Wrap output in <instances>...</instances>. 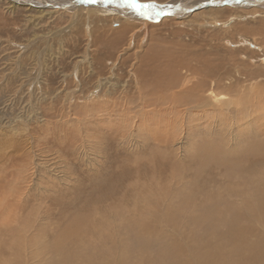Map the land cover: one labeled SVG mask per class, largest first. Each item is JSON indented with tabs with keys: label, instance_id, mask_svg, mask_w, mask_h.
<instances>
[{
	"label": "rangeland",
	"instance_id": "obj_1",
	"mask_svg": "<svg viewBox=\"0 0 264 264\" xmlns=\"http://www.w3.org/2000/svg\"><path fill=\"white\" fill-rule=\"evenodd\" d=\"M195 1L203 5L187 9ZM2 2L0 264H52L60 256L52 247L61 244L107 260L124 244L130 249L137 244L140 224L162 237L150 244L146 258H151L173 236L171 221L188 224L189 214L213 194L233 202L230 195L246 182L220 165L201 169L192 151L207 139L235 143L254 137L264 143V51L253 55L243 33L224 21L233 17L231 10L248 13L249 24L264 22V0H140L170 13L151 19L105 0ZM126 19L136 27L119 44L108 45L105 37L110 34L111 41L112 30ZM249 37L264 43V34ZM138 65L149 74L140 75ZM180 75L175 89L181 95L175 98L170 81ZM185 85L213 87L204 92L209 103L204 113L195 111L198 89L194 95ZM239 98L259 107H245L250 108L245 121L238 119L241 109L233 101ZM160 119L166 125L156 131L153 122ZM172 123L174 134L166 133ZM248 163L246 172L257 169Z\"/></svg>",
	"mask_w": 264,
	"mask_h": 264
},
{
	"label": "bare ground",
	"instance_id": "obj_2",
	"mask_svg": "<svg viewBox=\"0 0 264 264\" xmlns=\"http://www.w3.org/2000/svg\"><path fill=\"white\" fill-rule=\"evenodd\" d=\"M3 3L4 2L0 3V5H2ZM5 4H4V6H5ZM184 4L187 5V3H184ZM194 4H191V5L189 4L188 6H186L187 9L193 10V9H195L197 7L199 8V7H201L203 5V4L198 5L196 1L194 2ZM193 6H195V7H193ZM19 10H20V8H19ZM214 11L217 12L218 10H214ZM229 11L231 12L233 17H231L230 19L224 20L225 21V26H231V27L236 26V28L243 33V35L241 36L242 40L247 44V47L250 48L249 51H251L252 54L253 53L256 54V52H259V53L263 52L264 51V43L262 42V44H260V43H258V41L254 42L253 40H251L252 38L250 39L249 35H252V37H253L256 33L264 34V22L262 20L261 21L258 20L257 22H255L253 24H249L251 19H249L250 15L248 13H246V14H234V11H231V10H229ZM198 14H200V12ZM263 14H264V11H263ZM201 15H203V14H201ZM260 19H262V17ZM129 21L131 22V20L126 19V21L124 23H122V25L120 24V27L118 29L115 27L116 30L115 31L112 30L111 33H113V32H115V33H114V36L111 39V41L108 39V37H110V34L105 37V41H109L108 45H114L113 43L119 44L121 42V40L123 39V37H125L126 35H128L131 32L130 29H132L133 27H136V25H137L136 23H132V22L130 23ZM163 21H164V19H163ZM162 23L164 24V22H162ZM232 24H234V25H232ZM102 27H104V26H102ZM102 31L106 32V33L110 32L109 29H105V30H102ZM106 33H104V34L106 35ZM237 33H239V32H237ZM129 39H131L130 35H129ZM236 40L238 41L239 39H236ZM241 44H243V43H241ZM237 45H238V43H237ZM239 46H241V45L239 44ZM243 49H244V47H243ZM240 51H241V49H240ZM237 52H239L238 49H237ZM242 53H245V51H243ZM233 54H234V52H233ZM255 54H253V55H255ZM242 55H244V54H242ZM257 55H259V54H257ZM231 56H232V54H231ZM260 57H263V56H260ZM234 58H235V56H234ZM212 60L213 59H211V61ZM233 60H232V62H234ZM242 61H241L240 64H242ZM170 62L173 63V61H170ZM212 63H210V65L208 64L210 66V68L212 67L211 66ZM150 64L151 63L148 64L147 62H144V66H147V65H150ZM144 66H141V68H142V70H141V68L138 65V72H139L140 75L149 74V72H150V71H145L144 70ZM172 66L173 65L171 64L170 67L172 68ZM174 67H176L175 64H174ZM185 67L187 68V66H185ZM212 68H214V67H212ZM217 68L218 67H216V69ZM232 68H233V66H232ZM175 69H177V72H181L182 71V70L180 71V69H178V68H175ZM190 69H193V68H190ZM197 69H199V67ZM197 69H194V70H196V72H197ZM242 69L244 71L243 65H242ZM174 70H172V71H174ZM205 70H206V68H205ZM209 71H212V70H209ZM236 72H238V71H236ZM258 72H260V71H258ZM182 73H183V71H182ZM201 73H202V70H201ZM168 74H169L168 75V77H169L170 73H168ZM205 74H207V73H205ZM242 74H244V73H242ZM224 75H226V74H224ZM192 76H193V74H192ZM212 76H213V74H212ZM212 76H210L208 78L214 79ZM173 77L174 76H172L171 78L175 79L174 83L172 81L166 79L165 77H164L165 78L164 80L170 81L171 84H172L173 89L176 90V89H178V87L180 88L181 83H182L180 80H182V78H181V75L177 76V77H174V78ZM223 77L228 78L227 76H223ZM210 79H208V80H210ZM204 80H206V79H204ZM148 82H149V79H148ZM216 82H217V80H216ZM143 83L144 82H142L141 85ZM195 83H196V81H195ZM153 84H155L154 81H152V85ZM167 84H168V82H167ZM227 84H228V82H227ZM218 85H216V86H218ZM224 85L222 87L226 86V85L225 86ZM229 85H230V83H229ZM185 86H187V85H185ZM143 87L144 86H142L141 89H143ZM172 87L170 88V90L172 89ZM191 87L189 88L187 86L188 89L185 92L190 91ZM193 87H192V89L194 90L195 87L194 88ZM208 87H210V85ZM218 87H220V86H218ZM241 87L243 88L244 86L241 85ZM135 88H137V87H135ZM184 88L186 89V87H184ZM199 88H201V89L199 90L196 87V90L198 89L197 90V94H196V90H194L195 92H193V93H194V95L196 94V96L195 97L193 96L192 98H193V101L195 103L194 106L196 107L195 111L204 113V111L207 110V107H208V104H209L208 103V99L206 98V95H204V92H206V91L213 92V90H212L213 87L208 89L206 86L203 85L202 87H199ZM229 88H231V87H229ZM141 89H139V90H141ZM225 90H227V89H225ZM143 91H145V90H143ZM154 91H155V89H154ZM179 91H181V89ZM179 91L176 90V92L174 94L175 98H176V95L178 94ZM189 93H188V95H190ZM233 93H235V91ZM131 94H133V93H131ZM146 94L148 96L149 92L146 93ZM184 94H186V93H184ZM180 95H181V93H180ZM243 95H245V94H243ZM140 96H143V94H141ZM186 96H187V94H186ZM232 96H235V95H232ZM149 97H150V95H149ZM180 97L182 98V96H180ZM145 98H146V96H145ZM192 98L190 97V100H192ZM240 98L238 100L237 99H233V101H234L235 105L237 106V108L241 109L240 112L242 113V116L239 117L238 119L245 121L246 120V118H244L245 113L247 114L248 110H250V108L247 110L245 107L248 108V107L251 106V109H252V107L254 108V107H256V105L252 104V101H254L252 99H251L252 101H246L247 99L245 100V98H244V100H245L244 101L243 99H240ZM242 98H243V96H242ZM128 99H129V97H128ZM182 99H184V98H182ZM185 99H186V97H185ZM190 100L188 99L186 101V104H188L187 102L188 101L190 102ZM233 101H230V102L233 103ZM259 102H261V101H259ZM126 105H127V103H126ZM146 105H147V102H146ZM124 108L125 107H123L122 109H124ZM142 108H144V107H142ZM256 108H259V107H256ZM226 111H227V109H226ZM235 111H237V110H235ZM251 111H250V115H251ZM233 113H234V111H233ZM236 114H237V112H236ZM249 118L251 119V117H249ZM180 119L182 121L183 118L180 117ZM224 119L229 120L230 122H232V120L228 116H225ZM263 121H264V119H263ZM248 122H250V121H248ZM153 123L156 124V126H155L156 131L161 130V128L163 127V124H164V126L166 125L165 121H163V119L155 120ZM170 123L171 122H168L167 124H170ZM237 123H238V121H237ZM175 126L176 125H174V123H172L170 126H168L169 128L165 132L166 133H173L171 131L173 130V128ZM255 137H256V135H255ZM168 138H170V136ZM263 138H264V136H263ZM167 141H168V139H167ZM261 141L262 140H260L259 138L255 139L254 137L253 138H249V139L247 138V139H245V141H235V143L228 142V141L227 142H225V141L217 142V140L207 139L206 141H204L205 145H203L204 143H202L201 145H199V147H198V149L196 151H192L195 154L194 156H195V159H196V161L198 163V167H201V169H204V168L206 169V167H209L210 165H214V164L218 165V166L220 165L223 168H225L228 173L233 174L234 175L233 177L242 179V182L245 181L246 185H245V187L241 188L240 190H234V192L236 193L235 195H230L229 194L230 195V199L233 198V199H231L233 201L232 203H228V202H224L223 203L222 201L217 199V196L215 194H213L211 196H208L207 194H209V193H204V194H206V196H208V199H207L206 203L200 209H198V212L196 211V213L189 214L190 219H189L188 224H183V222L181 220H179L178 218L174 217L172 214H168L167 218H169V220H177L178 219L179 221L178 222L177 221H171L172 222L171 225H173V229H172L173 236L171 237V239H165V240L163 239L161 241L162 243H159V245H158V247L156 249V255L154 257L146 258V255L149 254L148 253V249L150 248V244L155 242L156 239H160L162 237H160L156 233L155 230L152 231L151 228L143 226L144 224H140V227L141 226L142 227L138 231L139 241L137 242L136 245L132 246V249H130V246H129L130 244L126 243L123 246H121L120 249L114 250L116 255L110 254V255H108V258L106 260L104 258H101L100 256H87V255H84V251L75 252V251H73L71 249V248H73L72 246L68 247L65 244H61V245H58V246L55 245L54 247H52V250H53L54 253H59L60 256L59 257L56 256L54 258L52 257L53 258L52 264H154V263H156V264H264V234H263V232H264V181H263V179H264V173H263V168H264V166H263L264 165V143L261 142ZM248 162H254L253 164H255L257 169L256 170L252 169L253 172H246L247 171V163ZM248 165H249V163H248ZM251 167H253V166H251ZM249 171H251V168L249 169ZM202 172H203V170H202ZM213 173L215 174V170L213 171ZM216 173H219V172H216ZM219 174H222V173H219ZM244 175H246V176H244ZM218 176H220V175H218ZM214 178H216V177L214 176ZM213 192H215V191H213ZM217 193H218V191H217ZM12 199H15V198H12ZM19 199H20V197H19ZM194 200H196V199H194ZM4 212H6V210ZM4 215H5V213H4ZM181 217L183 219V216H181ZM160 222H159V224H160ZM148 224H149V222H148ZM161 224H162V222H161ZM157 230L160 231V229H157ZM99 248H101V247H99Z\"/></svg>",
	"mask_w": 264,
	"mask_h": 264
},
{
	"label": "snow or ice",
	"instance_id": "obj_3",
	"mask_svg": "<svg viewBox=\"0 0 264 264\" xmlns=\"http://www.w3.org/2000/svg\"><path fill=\"white\" fill-rule=\"evenodd\" d=\"M84 2H96V0H84ZM106 3H118L121 7L127 6L136 12L139 16H147L151 19L153 16L160 17L161 15H167L170 13H162L156 11L158 7L154 2L141 3L140 0H105Z\"/></svg>",
	"mask_w": 264,
	"mask_h": 264
}]
</instances>
